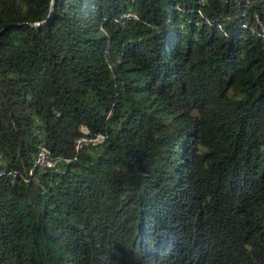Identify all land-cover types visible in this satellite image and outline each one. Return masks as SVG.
Segmentation results:
<instances>
[{
  "label": "trees",
  "instance_id": "1",
  "mask_svg": "<svg viewBox=\"0 0 264 264\" xmlns=\"http://www.w3.org/2000/svg\"><path fill=\"white\" fill-rule=\"evenodd\" d=\"M0 264H264V0H0Z\"/></svg>",
  "mask_w": 264,
  "mask_h": 264
},
{
  "label": "built area",
  "instance_id": "2",
  "mask_svg": "<svg viewBox=\"0 0 264 264\" xmlns=\"http://www.w3.org/2000/svg\"><path fill=\"white\" fill-rule=\"evenodd\" d=\"M82 130L86 132L83 136L80 137V143H100L103 141V136L101 134H97L95 136H90L87 132L86 127H82ZM43 160L49 155V149H42Z\"/></svg>",
  "mask_w": 264,
  "mask_h": 264
},
{
  "label": "bare ground",
  "instance_id": "3",
  "mask_svg": "<svg viewBox=\"0 0 264 264\" xmlns=\"http://www.w3.org/2000/svg\"><path fill=\"white\" fill-rule=\"evenodd\" d=\"M81 144H82V143H80V140H78L76 147L79 148ZM42 147H43V146H42ZM42 149H43V148H42ZM49 156H50V155H47V157L43 160V155H42V151H41V152L39 153V156H38V159H37V164H38V165H41V166H45V165L48 166V164H49Z\"/></svg>",
  "mask_w": 264,
  "mask_h": 264
},
{
  "label": "water",
  "instance_id": "4",
  "mask_svg": "<svg viewBox=\"0 0 264 264\" xmlns=\"http://www.w3.org/2000/svg\"><path fill=\"white\" fill-rule=\"evenodd\" d=\"M54 1H55V0H52V3H53ZM45 21H47V19H45V20H43V21H41V22H37V24L42 23V22H45Z\"/></svg>",
  "mask_w": 264,
  "mask_h": 264
}]
</instances>
